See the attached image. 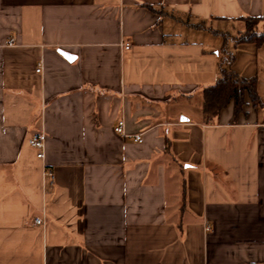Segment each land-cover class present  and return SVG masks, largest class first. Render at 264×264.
Wrapping results in <instances>:
<instances>
[{
  "label": "crops",
  "instance_id": "obj_1",
  "mask_svg": "<svg viewBox=\"0 0 264 264\" xmlns=\"http://www.w3.org/2000/svg\"><path fill=\"white\" fill-rule=\"evenodd\" d=\"M241 16L264 0H0V264H264V44L226 62L262 105L207 123L224 39L193 26Z\"/></svg>",
  "mask_w": 264,
  "mask_h": 264
},
{
  "label": "trees",
  "instance_id": "obj_2",
  "mask_svg": "<svg viewBox=\"0 0 264 264\" xmlns=\"http://www.w3.org/2000/svg\"><path fill=\"white\" fill-rule=\"evenodd\" d=\"M155 11H160L150 6ZM240 25L236 35L224 31L221 32L209 26L206 20H202L193 26L197 28L210 29L223 36L224 44L221 53L224 55L219 64V76L217 81L203 88L202 110L203 118L207 123H212L230 101H234L235 113L239 114L246 103L248 96L255 107L261 106V97L258 92V77H245L227 65L228 60L234 58L228 42L233 41L234 45L242 43H253L256 46L264 44V16H241L235 19ZM166 149L170 151V142H166ZM185 192V189H184Z\"/></svg>",
  "mask_w": 264,
  "mask_h": 264
},
{
  "label": "built area",
  "instance_id": "obj_3",
  "mask_svg": "<svg viewBox=\"0 0 264 264\" xmlns=\"http://www.w3.org/2000/svg\"><path fill=\"white\" fill-rule=\"evenodd\" d=\"M124 48L130 49L131 43L126 42L124 44ZM42 69H43V66L41 64L39 65V67H37L36 71L41 72ZM115 131L124 136L127 135L125 131V119L124 118H121L118 121L117 125L115 126ZM133 138L137 142L143 141L142 133L133 135ZM46 140H47V135L43 129L35 131L29 138V143L33 148L37 150V157L39 158H45ZM45 175L51 178L54 177L53 171L48 170V169L45 170ZM36 223L44 226L46 224V221L43 218H36Z\"/></svg>",
  "mask_w": 264,
  "mask_h": 264
},
{
  "label": "rangeland",
  "instance_id": "obj_4",
  "mask_svg": "<svg viewBox=\"0 0 264 264\" xmlns=\"http://www.w3.org/2000/svg\"><path fill=\"white\" fill-rule=\"evenodd\" d=\"M212 25L214 26V27H217V28H219V29H224V30H229V29H232L231 27H232V25L230 24V23H222V22H213L212 23ZM235 25H237L238 27L241 25V24H235ZM230 26V27H229ZM230 31V30H229ZM231 31H233V30H231Z\"/></svg>",
  "mask_w": 264,
  "mask_h": 264
},
{
  "label": "water",
  "instance_id": "obj_5",
  "mask_svg": "<svg viewBox=\"0 0 264 264\" xmlns=\"http://www.w3.org/2000/svg\"><path fill=\"white\" fill-rule=\"evenodd\" d=\"M66 57H68V58H71L72 56H71V54H69V53H67V52H62ZM184 119H185V117H184Z\"/></svg>",
  "mask_w": 264,
  "mask_h": 264
}]
</instances>
